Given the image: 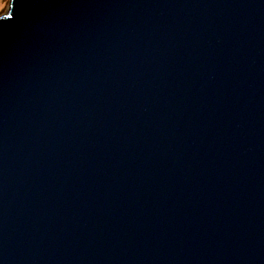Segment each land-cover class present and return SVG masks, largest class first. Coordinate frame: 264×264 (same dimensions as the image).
Listing matches in <instances>:
<instances>
[{"label":"water","instance_id":"95a60500","mask_svg":"<svg viewBox=\"0 0 264 264\" xmlns=\"http://www.w3.org/2000/svg\"><path fill=\"white\" fill-rule=\"evenodd\" d=\"M12 4L0 264H264V0Z\"/></svg>","mask_w":264,"mask_h":264},{"label":"snow or ice","instance_id":"6c2138e0","mask_svg":"<svg viewBox=\"0 0 264 264\" xmlns=\"http://www.w3.org/2000/svg\"><path fill=\"white\" fill-rule=\"evenodd\" d=\"M15 5V0H13V4H12V8ZM12 19H14V14L13 11L3 17H0V26H3L6 22L11 21Z\"/></svg>","mask_w":264,"mask_h":264},{"label":"rangeland","instance_id":"374dc122","mask_svg":"<svg viewBox=\"0 0 264 264\" xmlns=\"http://www.w3.org/2000/svg\"><path fill=\"white\" fill-rule=\"evenodd\" d=\"M10 0H0V14H3L6 12L9 6Z\"/></svg>","mask_w":264,"mask_h":264}]
</instances>
